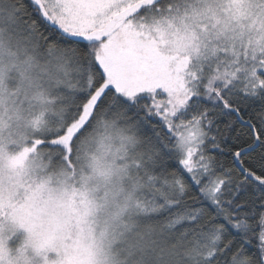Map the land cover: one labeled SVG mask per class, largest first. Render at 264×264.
<instances>
[{"label":"snow or ice","instance_id":"1","mask_svg":"<svg viewBox=\"0 0 264 264\" xmlns=\"http://www.w3.org/2000/svg\"><path fill=\"white\" fill-rule=\"evenodd\" d=\"M0 264H264V0H0Z\"/></svg>","mask_w":264,"mask_h":264}]
</instances>
